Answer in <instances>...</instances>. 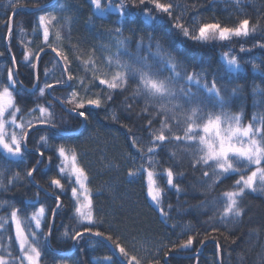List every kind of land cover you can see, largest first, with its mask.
I'll list each match as a JSON object with an SVG mask.
<instances>
[{"label": "trees", "instance_id": "trees-1", "mask_svg": "<svg viewBox=\"0 0 264 264\" xmlns=\"http://www.w3.org/2000/svg\"><path fill=\"white\" fill-rule=\"evenodd\" d=\"M161 2L174 3V15L181 19L174 21L166 14L156 12L155 9H152L149 15H145L144 8L152 7L151 5H142L138 8H131L129 5L125 10V16L121 17L114 7L120 3V0H101L102 7L113 5L104 13L96 9L91 0H19V3L26 7L16 9L12 7L16 0H0V52L5 53L0 57V65L4 66L0 82L7 83V68L12 67L11 55L14 54L18 62L19 79L24 83L23 86H17V101L24 108L23 119L33 120L35 125V129L28 130L29 139L25 155L21 157L20 163L8 167L4 162L5 155L0 149V164L8 169L9 176L16 172L23 175L25 162L28 167H31L38 158L40 160L35 176L39 187L34 182L21 180L15 186L10 185L8 191L0 190V200L8 201L20 209L19 214L22 219L30 217L41 204L46 206L47 219L42 224V229L36 231L46 233L50 222L54 235L42 245V264H57L65 260L75 264H94V258L103 259L106 256H112L115 264H121V258L114 253L110 242L103 237L86 235L76 245L70 239L64 243L55 239L66 225L74 223L70 220L73 215L70 189L73 185L63 174L58 177L67 185L66 192L62 196L66 207L53 219L51 208L55 207V199L48 181L57 175L60 162L57 154L48 149L43 150L46 156H53L52 162L49 163L46 157H38L34 144L39 141L41 135H46L57 145L65 144L66 147L75 148L81 166L89 174V187L93 193L94 208L98 216L104 220V223L99 225L100 230L108 229L114 234L123 235L130 247L135 246L140 249L141 255H147L150 250H153V244L163 243L170 247L172 242L186 239L189 234L199 233L190 249L173 251L165 256V249L160 248L156 259H159L161 264H264V194L249 191L243 198L244 212L240 223L229 225L226 229L219 223L220 211L225 203L222 193L231 189L238 176L230 173L222 182H218L212 191L208 193L201 191L202 170L207 169L198 168L193 171L189 167L191 157L187 154L183 155V165L179 159L173 163L175 158L172 157V151H177L178 146L182 153L188 142H174V145H169L168 148L156 154L160 161V167L156 169L157 186L165 189L162 195L165 207L168 204L173 205L172 219L167 223L161 222L155 206L148 200L145 173L137 178H129L127 173L130 168H133L132 164L144 163L140 160L138 147H133L132 139L139 136L146 146H150L147 142L151 138L148 127L150 117L147 112H141V109L145 107L144 99L141 97L135 100L129 99L128 102L135 107L132 114L121 108L124 97H131L135 81L131 82L132 87H129L128 91L114 94V100L109 102L106 108L95 109L87 106L90 122L84 121L77 113L71 112L70 106L64 103L72 88L54 85V89L46 90L45 94L37 100L39 85L42 87L45 83H54L55 79L61 78L66 73H63L62 62L57 63L59 58L56 54L51 48H46L41 53L37 69L39 85L33 86V70L30 65L23 63V51L25 48L33 52L38 51L43 44L42 30H35L39 15L62 13L71 19L70 22L61 20L58 24L59 27L62 25L61 33L65 40L61 50L69 54V58L73 61L71 65L73 76L80 79L82 77L85 84L91 80L92 73L83 62L94 60L95 66L103 69L107 65L101 63V59L106 61L108 55H115L117 51L115 38L109 34L110 30L120 28L123 30V36L131 37L129 45L131 52L124 53L123 49L120 51L124 59H130L134 63L137 54L148 55L147 35L151 33L155 37L162 38L165 47L181 57L188 65L189 73L193 70L199 71L203 67L207 70L206 75L209 80L215 77L218 84H227L230 87L242 86V93L231 94L226 110L238 112L242 108L244 123L253 122L254 114H264V100L261 99V92H264V48L253 47L257 42H264V0H240L239 4L236 0H161ZM36 3H40V6L33 9L32 6ZM64 3L67 4V9L61 12L60 5ZM243 18H249L257 27V31L248 37H233L228 41L193 42L190 38H185L173 26L176 22L183 24L189 28V36H191L194 34L193 29L195 34H198V27L203 23L219 22L222 26L231 27L237 25ZM8 25H11L13 29L10 39H6L9 33ZM142 35L145 46L138 50L137 42ZM101 45L111 47L108 51H103ZM242 45L250 48L251 51L240 52ZM224 52L236 55L241 62L240 66L229 65L223 55ZM205 60L207 63L202 64ZM253 60L260 65L259 69L252 67ZM45 70L49 72L48 77L44 75ZM189 83L192 90L199 92L200 95L214 96L209 94V90L203 84ZM254 86L257 91L255 93ZM101 87L97 80L92 91L98 92ZM228 91V88L224 89L225 94ZM57 97L59 99H56ZM213 103L214 101L210 99L207 110H212ZM36 104L44 107L51 105L49 111L55 113L57 122L64 120L66 123L60 127L35 123V118L39 117L40 113L29 111V109L35 108ZM112 109H116L119 122L111 119ZM215 110L219 111L218 104L215 105ZM149 111L153 113L152 127L158 129L164 117L156 115V109L151 105H149ZM130 128L135 135L130 134ZM174 135L182 136V128L175 131ZM130 157H135V161L133 162ZM170 166L173 167L174 172L183 173L176 177V182L184 189L180 193L166 184V174L163 173V169ZM37 192L38 197L28 199ZM214 199L217 201L215 206L211 204ZM202 201L206 202L205 205L200 204ZM177 205L184 211L177 212ZM10 213V207H0V217L3 218L0 222L5 224V227L0 229V255L9 260L21 255L15 240V229L10 220ZM213 216L216 217L215 226L220 228L223 235L214 234L212 226L206 223L209 217ZM173 223H178L179 226L173 228ZM189 224L193 225L195 230L185 231L184 235L178 236V233ZM205 234H208L210 238L201 244L200 241L204 239ZM212 236H215V239L211 238ZM225 236L227 241L224 239ZM147 259H152V256L147 255Z\"/></svg>", "mask_w": 264, "mask_h": 264}, {"label": "snow or ice", "instance_id": "snow-or-ice-1", "mask_svg": "<svg viewBox=\"0 0 264 264\" xmlns=\"http://www.w3.org/2000/svg\"><path fill=\"white\" fill-rule=\"evenodd\" d=\"M92 5L96 9L104 13L107 8L113 5L101 6V0H91ZM239 4L240 0H236ZM138 8L142 5H151L152 7L144 8V14L149 15L152 9L156 12L166 14L170 19L179 21L181 17L174 15V3L161 2V0H120L119 4L114 5L121 17L125 16L126 8ZM40 3L34 4L32 7L38 8ZM13 9L18 7H26L21 5L19 0L12 5ZM62 10L67 9V4H61ZM70 17L61 15L57 17L51 13L41 14L38 17V25L36 31L42 30L43 44L38 51L25 48L23 51V63L30 65L33 70V86L39 85L38 65L41 60V53L46 48H51L52 52L59 58L57 63L62 62L63 75L61 78L55 79L54 83H45L42 87L39 85L38 98L43 96L46 90L54 89V85L72 88L70 95L64 103L70 106V111L77 113L84 121L90 122L89 113L86 110L87 106L95 109H104L107 104L114 100V94L118 92H126L129 87H132L131 82L135 81V86L132 87L131 97L125 96L121 101V108L129 114L134 113L135 107L129 103V99L135 100L141 97L145 101V107L141 112H147L150 119L148 127L150 132V140L146 146L144 140L135 136L132 139L133 147H138L141 163L133 170H128L129 177H137L146 172L147 177V195L155 205V210L159 213L162 223H167L172 219L171 209L173 205L168 204L167 210L162 201V195L165 189L157 186L156 169L160 167V161L157 159V152L163 151L169 145H174V142H188L183 148L182 153L177 146V151H172L173 163L179 159L183 165V155L187 154L191 157L189 167L193 171L198 168L202 170L200 190L208 193L213 190L218 182L230 173H235L238 178L235 179L230 190L222 193L225 203L220 211V221L226 229L229 225L240 223L244 207L242 206L243 198L249 191L259 192L264 194V114L253 115V120H258V123L243 122V110L238 112L226 110V106L231 99L232 93H242V86L236 85L230 87L227 84H218L215 77L211 80L207 78L206 68H201L199 71L193 70L188 72V65L181 57L172 50L165 47L162 43V38L153 36L151 33L147 35V50L148 55L135 56V63L130 59H124L121 54V49L125 52H131L130 36H123V30L120 28L110 30L109 34L115 38L117 51L115 55H108L106 61L101 59V63H106V68H98L95 66L96 61H84L85 67L92 73L91 80L85 84L83 79L74 77L72 74L71 65L73 61L69 58V54L61 50L59 47L53 46L49 41L50 30L53 28V22L66 20L70 22ZM91 22V17L89 18ZM173 26L185 37L190 38L193 42H211V41H228L233 37H248L251 33L257 31V27L249 18L240 19L235 26H222L221 23H203L198 27V34L193 33L189 36V28L183 24L176 22ZM61 27H56L54 31L55 42L59 43L63 37ZM9 33L6 39H10L12 35V27L8 25ZM23 31V30H21ZM123 36V38H121ZM145 39L142 35L137 42V49H143ZM103 51H108L110 45H101ZM253 47L264 48V42H257ZM10 53V48L8 49ZM251 51L243 45L240 52ZM4 52H0V57L4 56ZM95 55V53H93ZM229 65L239 67L241 62L236 55H231L229 52L223 53ZM12 67L7 68V83L0 82V149L7 154L15 157H23L29 139V129H35L33 120L25 121L23 119L24 108L17 101V86H23V81L19 79L17 69V59L14 54L11 55ZM203 61L202 64H206ZM252 67L259 69L260 65L254 60L251 62ZM91 65V67H89ZM99 73V75H97ZM45 77L49 76V72L45 70ZM101 87L100 91L92 92V88L96 86V81ZM78 81V82H77ZM189 82L203 84L209 94L214 96H202L199 92L192 90ZM75 84V87L73 85ZM80 88L83 92L77 91ZM229 91L225 94L224 89ZM107 92V95H105ZM253 92L256 91L254 86ZM91 93V95H89ZM51 94V93H49ZM56 99H59L58 97ZM214 101L212 110L209 108V100ZM261 99L264 100V92H261ZM219 105V111L215 110V105ZM149 105L156 109V115H162L164 118L160 121V127L153 128L152 123L153 113L149 111ZM51 107V105H49ZM49 107L36 104V107L29 111H38L39 117L35 118V123L41 125H53L60 127L66 121L60 120L57 122L54 112L49 111ZM18 114L19 117H18ZM107 118V117H106ZM111 119L119 122L116 109L111 110ZM174 122V123H172ZM125 127H128L125 125ZM183 135H174V132L181 129ZM130 134L133 130L129 129ZM43 149L57 154L59 159V168L56 176H53L49 181V188L55 199V207L51 208V216L54 219L66 205L62 201V196L66 192L67 185L58 178L61 174L70 182V199L72 201L73 215L70 220L74 221L71 225H66L64 230L55 236L58 242L64 243L71 240L74 245L78 244L86 235L105 238L112 247L114 253L121 258V264H161L156 256L159 255V249L164 248V255L168 256L173 251H183L190 249L197 240V235H187L186 239H181L178 242H172L171 246L163 243L153 244V250H150L147 255H151L152 259L148 260L147 255H141L140 249L135 246H129L121 234H114L106 229L101 231L99 225L104 223L95 208L93 202V193L89 187L90 178L88 172L81 166L78 158V153L75 148L66 147L65 144H55L48 139L46 135H41L39 141L34 144V150L38 153V157H46L50 163L53 160L52 155H47ZM171 151V149H169ZM180 153V155H178ZM135 161V157H130ZM145 163L147 168H145ZM40 164L39 158L31 167L25 162L23 175L20 172L13 173L9 176L8 169L0 164V190L8 191L9 186H15L21 180L25 182H34L39 187V182L36 181L37 167ZM47 167V163L45 165ZM166 174V184L168 187L176 190L177 193L184 191L179 183L176 182V177L183 175L182 172H174L173 167L163 169ZM39 193H34L33 199L38 197ZM206 202H200L205 205ZM217 201L214 199L211 204L215 206ZM8 206L11 208L10 220L15 229V240L19 245L21 255L12 257L11 260L0 255V264H41L42 245L45 241L53 238L52 224L48 223L47 232L38 233L36 230L42 229V224L46 221V206L41 204L31 214L30 217L21 218L20 209L13 206L8 201L0 200V207ZM177 212H182L184 209L176 206ZM0 221L3 218L0 217ZM27 221V223H25ZM216 217H209L206 222L212 226V232L216 235H223L220 228L215 226ZM88 225V226H85ZM179 226L178 223H173L172 227ZM5 227L4 222H0V229ZM79 228V230H77ZM27 229V230H26ZM195 228L189 224L178 233V236L185 234V231L191 232ZM31 237V239H30ZM209 235L205 234L201 244L209 239ZM211 238L215 239V236ZM224 239L227 241V237ZM235 241H233L234 243ZM219 247V243H217ZM83 251V249H81ZM199 252V249H197ZM57 264H75L67 260L57 262ZM94 264H115L112 256H106L103 259L94 258Z\"/></svg>", "mask_w": 264, "mask_h": 264}, {"label": "rangeland", "instance_id": "rangeland-1", "mask_svg": "<svg viewBox=\"0 0 264 264\" xmlns=\"http://www.w3.org/2000/svg\"><path fill=\"white\" fill-rule=\"evenodd\" d=\"M65 11H66V10H65ZM65 11L61 10V12H65ZM51 14H52V15H55V16H57V17H60L62 13H59V14H58V13H51ZM56 27H59V26H58L57 22L54 21V22H53V28H54V29H51V30H50L49 41H50L51 43H53V46H55V47H59L60 49H62L65 40H64V37L62 36L63 39H62L61 42H59V43H56V42H55L54 31H55V28H56ZM61 34H62V33H61ZM35 51H37V50H35ZM3 68H4V66H3V65H0V80H1V73H2V71H3ZM81 79H83V78L81 77ZM76 90H77V91H81V94L83 95V92H82V90H81L80 88H77ZM92 92H93V91H92ZM89 95H91V93H89ZM253 123H258V121H257V120H254ZM1 150H2V149H1ZM2 151H3L4 155H5V156H4V162L6 163V165H7L8 167H9V166H16V165H18V164L20 163V159H21V157L11 156V155L7 154L4 150H2ZM137 166H139V165L133 163V164H132V167H133L132 169L134 170L135 167H137ZM145 168H147V164H146V163H145ZM141 175H142V174H141ZM139 176H140V175H138L137 177H139ZM137 177H129V178H130V179H133V178H137ZM145 184H146V187H147L148 185H147L146 172H145ZM147 197H148V195H147ZM148 200H149V202H150L153 206H155L149 197H148ZM41 264H42V263H41Z\"/></svg>", "mask_w": 264, "mask_h": 264}, {"label": "water", "instance_id": "water-1", "mask_svg": "<svg viewBox=\"0 0 264 264\" xmlns=\"http://www.w3.org/2000/svg\"><path fill=\"white\" fill-rule=\"evenodd\" d=\"M59 101H60V100H59ZM60 102H61V101H60ZM62 104H63V106H65L63 102H62ZM52 222H53V220H52Z\"/></svg>", "mask_w": 264, "mask_h": 264}]
</instances>
